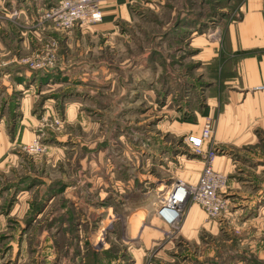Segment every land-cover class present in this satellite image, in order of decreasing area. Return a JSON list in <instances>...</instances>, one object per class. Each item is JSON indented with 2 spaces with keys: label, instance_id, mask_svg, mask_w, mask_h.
<instances>
[{
  "label": "rangeland",
  "instance_id": "obj_1",
  "mask_svg": "<svg viewBox=\"0 0 264 264\" xmlns=\"http://www.w3.org/2000/svg\"><path fill=\"white\" fill-rule=\"evenodd\" d=\"M243 1L136 0L112 30L64 33L44 19L52 1L0 0V47L38 48L16 66L44 73L41 104L56 110L33 137L43 150L24 146L17 181L0 188L14 189L0 204V264H264V176L248 172L246 152L227 176L225 217L192 203L177 227L158 216L168 187L195 183L190 161L206 166L185 124L204 114L217 65L205 52ZM44 58L45 70L27 64ZM193 206L205 221L187 237Z\"/></svg>",
  "mask_w": 264,
  "mask_h": 264
},
{
  "label": "crops",
  "instance_id": "obj_2",
  "mask_svg": "<svg viewBox=\"0 0 264 264\" xmlns=\"http://www.w3.org/2000/svg\"><path fill=\"white\" fill-rule=\"evenodd\" d=\"M50 1L54 6L58 0ZM135 2L102 0L103 21L99 23V30H112L115 23L131 20V6ZM79 28L84 29H75L80 31ZM219 41L214 50L210 47L205 52L208 60L217 63L214 86L206 91L204 114L199 116L196 124H185L190 126L186 129L187 135H200L203 123L209 119L213 135L205 145L206 150L212 146L220 151L214 161V169L232 178L239 163L244 162L240 156L246 152L251 166L248 172L264 176V0H244L237 18L224 25ZM37 49L36 46L0 47V188L17 181L13 178L22 168L21 149L32 142L40 118L56 111L53 105L41 104L44 73L16 66L20 57L33 54ZM69 110L74 109L71 107ZM190 162L196 164H192L195 169L192 179L196 183L202 173L203 162ZM229 188L237 194L238 190L242 191L241 186L232 180ZM13 192V188L6 190L0 196V204L2 198L11 197ZM28 195L25 186L19 190L14 213ZM203 221L205 216L200 208H190L184 227L187 237L197 234ZM3 223L0 216V224Z\"/></svg>",
  "mask_w": 264,
  "mask_h": 264
},
{
  "label": "built area",
  "instance_id": "obj_3",
  "mask_svg": "<svg viewBox=\"0 0 264 264\" xmlns=\"http://www.w3.org/2000/svg\"><path fill=\"white\" fill-rule=\"evenodd\" d=\"M101 2L102 0H58L47 11L44 19L51 27L64 33L71 32L77 27L96 25L103 21ZM46 61L47 58H44L39 62L28 61L27 64L34 70H45L48 65ZM212 135V123L206 119L200 135H189L186 138V143L192 151L204 154L206 166L196 183L176 181L163 195L158 216L169 227H177L183 219L184 208L189 203L199 206L209 220L221 219L229 211L228 178L213 167L218 150L216 148L204 150ZM27 150L34 154L42 151L40 139H33Z\"/></svg>",
  "mask_w": 264,
  "mask_h": 264
},
{
  "label": "bare ground",
  "instance_id": "obj_4",
  "mask_svg": "<svg viewBox=\"0 0 264 264\" xmlns=\"http://www.w3.org/2000/svg\"><path fill=\"white\" fill-rule=\"evenodd\" d=\"M172 187H173V186H172ZM163 189H164V188H163ZM165 191H166V190L164 189V193H165ZM161 193L164 194L163 192H161Z\"/></svg>",
  "mask_w": 264,
  "mask_h": 264
}]
</instances>
